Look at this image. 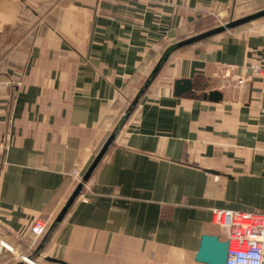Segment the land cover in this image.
<instances>
[{
  "label": "crops",
  "instance_id": "0c3cea01",
  "mask_svg": "<svg viewBox=\"0 0 264 264\" xmlns=\"http://www.w3.org/2000/svg\"><path fill=\"white\" fill-rule=\"evenodd\" d=\"M256 7L0 0V264H202V236L226 240L211 210L264 218V84L247 69L264 61L258 22L174 52L35 256L29 232L50 227L169 46ZM178 80L192 92L175 97Z\"/></svg>",
  "mask_w": 264,
  "mask_h": 264
},
{
  "label": "water",
  "instance_id": "95a60500",
  "mask_svg": "<svg viewBox=\"0 0 264 264\" xmlns=\"http://www.w3.org/2000/svg\"><path fill=\"white\" fill-rule=\"evenodd\" d=\"M261 19H264V9L257 11L255 13H252L250 15H247L245 17L236 19V20H230L224 25L215 27L203 33H200L190 38L184 39L180 42H177L169 46L165 50V52L162 54L161 58L155 65L154 69L150 73L149 77L144 82L143 86L140 88L135 98L128 106L126 112L120 118V120L118 121V123L116 124V126L114 127L112 132L109 134L104 144L102 145V147L100 148L96 156L94 157L93 161L91 162L87 170L84 172L83 176L81 177L80 182L74 188L73 192L69 196L63 208L60 210L59 214L57 215L53 223L50 225V227L46 231L37 249L33 253L34 256L42 252L43 248L45 247L47 241L51 237L54 230L58 227V225H60V223L63 221L64 217L66 216V214L68 213V211L70 210L74 202L80 196L84 186L91 179L94 171L97 169V167L99 166V164L101 163V161L103 160V158L105 157L109 149L112 147L118 133L120 132V130L122 129V127L124 126L128 118L130 117V115L132 114V112L134 111L138 103L140 102L146 90L150 87V85L154 81L156 75L162 69L167 59L174 52L178 50L207 41L216 36L229 33L231 31L247 26L256 21H259ZM191 92H192V83L190 81L178 80L174 83L173 94L175 97H181L182 95H185ZM221 98H222L221 94L216 91L209 92L207 95L203 96V100H208L209 102H212V103H218L221 100ZM227 249H228V243L226 241L221 242L217 237H213V236H202L199 250L195 256V261L198 263H202V264H226ZM26 260L29 264H33L32 257L26 258Z\"/></svg>",
  "mask_w": 264,
  "mask_h": 264
},
{
  "label": "built area",
  "instance_id": "2783aa9c",
  "mask_svg": "<svg viewBox=\"0 0 264 264\" xmlns=\"http://www.w3.org/2000/svg\"><path fill=\"white\" fill-rule=\"evenodd\" d=\"M247 69L250 78H258L264 84V61L250 64ZM238 84H241V80ZM261 113L264 114V108ZM71 176L76 184L80 182L81 175L77 170H74ZM211 221L226 233V264H264V218L213 209ZM47 228L46 222L37 220L31 224L29 232L35 242H38L45 235ZM0 248L12 251L3 241H0ZM20 260L28 263L26 257L22 256Z\"/></svg>",
  "mask_w": 264,
  "mask_h": 264
},
{
  "label": "rangeland",
  "instance_id": "374dc122",
  "mask_svg": "<svg viewBox=\"0 0 264 264\" xmlns=\"http://www.w3.org/2000/svg\"><path fill=\"white\" fill-rule=\"evenodd\" d=\"M263 7V6H262ZM262 7H256V8H245V9H239L238 10V12L234 15V16H232L230 19H232V20H236V19H239V18H242V17H245V16H247V15H250V14H252V13H255V12H257V11H260V10H262V9H264V8H262ZM227 23L228 22V20H222V22L221 21H216V23L214 24V28L215 27H218V26H221V25H224L225 23ZM258 22H260V24L261 23H263L264 22V19H261V20H259V21H256L255 23H253V24H258ZM223 23V24H222ZM213 29V28H212Z\"/></svg>",
  "mask_w": 264,
  "mask_h": 264
}]
</instances>
